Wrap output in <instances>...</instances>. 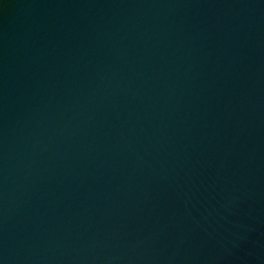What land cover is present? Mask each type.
Masks as SVG:
<instances>
[{
  "label": "water",
  "instance_id": "95a60500",
  "mask_svg": "<svg viewBox=\"0 0 264 264\" xmlns=\"http://www.w3.org/2000/svg\"><path fill=\"white\" fill-rule=\"evenodd\" d=\"M0 264H264V0H0Z\"/></svg>",
  "mask_w": 264,
  "mask_h": 264
}]
</instances>
